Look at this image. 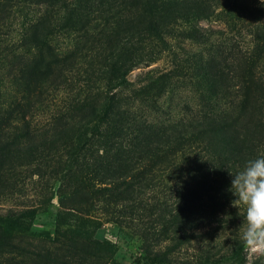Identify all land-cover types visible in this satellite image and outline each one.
I'll return each mask as SVG.
<instances>
[{
	"label": "trees",
	"instance_id": "trees-1",
	"mask_svg": "<svg viewBox=\"0 0 264 264\" xmlns=\"http://www.w3.org/2000/svg\"><path fill=\"white\" fill-rule=\"evenodd\" d=\"M202 20L221 22L233 37L219 32L215 40L197 26ZM187 41L198 50L184 51ZM165 55L168 69L128 79ZM184 91L181 104L163 106ZM257 156H264V0H0V188L22 171L48 174L54 238L72 249L80 243L90 257L111 260L114 241L89 245L102 222L88 210L98 206L122 231L126 218L165 208L153 189L176 186L175 230L220 214L214 233L232 227L230 249L202 259L246 264L245 205L231 182ZM41 207L0 213V252L30 233ZM135 244V264L173 260L170 248Z\"/></svg>",
	"mask_w": 264,
	"mask_h": 264
},
{
	"label": "rangeland",
	"instance_id": "rangeland-1",
	"mask_svg": "<svg viewBox=\"0 0 264 264\" xmlns=\"http://www.w3.org/2000/svg\"><path fill=\"white\" fill-rule=\"evenodd\" d=\"M17 29V24L14 25ZM197 26L203 31L215 32V40L221 41L219 32L224 33L223 39L233 37L229 32H225L223 24L219 21H199ZM13 27L10 29L12 30ZM10 35L16 37V31L12 30ZM238 46L243 48L246 39L237 37ZM63 43V41L61 42ZM245 43V44H244ZM183 49L187 52L198 50V46L190 41L183 43ZM173 65L171 56H163L161 59L147 67H138L130 71L128 79L137 80L147 69L154 68L158 71L168 69ZM187 91L179 92L162 99L163 106L181 104L187 98ZM44 116H39V121ZM52 180L48 174L40 176L26 175L19 172L12 186L2 189L0 196V213L8 209H21L26 206L42 205L37 211L32 230L25 237L17 238L16 248H6L0 252V264H135L134 259L138 255V247L135 242L144 241L152 249L163 250L165 247L172 250L173 260L169 264H212L202 257L208 255L210 259L219 257L220 254L228 252L231 246L230 240L233 238L232 227L225 231L214 233L221 224L220 214L215 215L210 220V224L204 227H191L186 223L176 229L172 216L177 206L181 203L175 196L176 186L170 188L153 189L151 195H156L155 199L165 202V208L147 211L146 216H131L122 222L121 230H117L109 222L110 218L96 206L89 209V216L101 220L102 224L89 245L99 246L101 241L108 238L116 243L117 251L113 258L108 261L98 257H90L88 246L77 243L72 249L66 239L54 238V227L51 223L57 206L56 194H52L49 203L44 204V199L51 195V191L56 192V188H49L47 181ZM182 189V187H180ZM5 194V198L3 197ZM42 204L39 202L42 201ZM186 205V204H185ZM184 205V206H185ZM186 213V212H185ZM188 215V214H187ZM189 215L186 219H191ZM182 227V228H181ZM44 231H48L46 235ZM209 251V254L206 252ZM246 264H264V249L253 251L252 248L244 244ZM204 261V262H201ZM215 264V263H214ZM228 264V263H224Z\"/></svg>",
	"mask_w": 264,
	"mask_h": 264
},
{
	"label": "clouds",
	"instance_id": "clouds-1",
	"mask_svg": "<svg viewBox=\"0 0 264 264\" xmlns=\"http://www.w3.org/2000/svg\"><path fill=\"white\" fill-rule=\"evenodd\" d=\"M231 188L245 205L243 241L253 251L264 249V156L247 160L242 171L233 175Z\"/></svg>",
	"mask_w": 264,
	"mask_h": 264
}]
</instances>
